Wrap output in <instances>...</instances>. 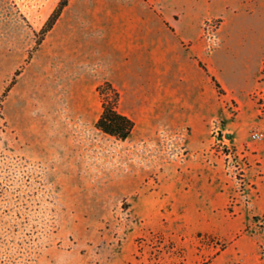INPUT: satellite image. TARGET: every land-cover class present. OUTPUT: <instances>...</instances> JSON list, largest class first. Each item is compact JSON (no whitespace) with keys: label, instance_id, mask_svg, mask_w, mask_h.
Masks as SVG:
<instances>
[{"label":"rangeland","instance_id":"1","mask_svg":"<svg viewBox=\"0 0 264 264\" xmlns=\"http://www.w3.org/2000/svg\"><path fill=\"white\" fill-rule=\"evenodd\" d=\"M124 1L70 0L42 33L59 0H0V264H264V210L252 223L264 143L250 140L264 130L253 97L264 0H236L216 35L221 19L204 21L205 60L195 31L179 39L152 15L136 18L138 47L123 53L106 10ZM105 77L136 122L128 140L92 114L80 134L72 125L82 84L100 114ZM70 137L89 142L91 166L75 175Z\"/></svg>","mask_w":264,"mask_h":264},{"label":"crops","instance_id":"2","mask_svg":"<svg viewBox=\"0 0 264 264\" xmlns=\"http://www.w3.org/2000/svg\"><path fill=\"white\" fill-rule=\"evenodd\" d=\"M218 2L219 4L217 5ZM135 4H139V6H135ZM195 7L197 9H195ZM99 8L100 7L97 6L94 9L98 10ZM201 8L204 9L202 10ZM236 8V0H125L124 2H120L118 5L110 7L106 10L107 14L111 17L110 26L108 29V33L111 35V39L109 40L123 53L129 54L138 47V43L131 39V32L135 26L136 18L141 17L143 19L145 15H152L155 18L157 17V19L163 22L165 25H170L173 33H176L177 35H175L178 36L179 39H192L184 37L182 33L195 31L197 35L192 40L198 42L200 58L201 60H205L208 59L204 53L205 45L212 41L217 31L222 29L223 26L227 24L228 16L231 13H235ZM209 18L221 19L214 37H212L210 40L203 37L201 38L200 36L203 30V23ZM156 45L159 46L160 44ZM190 55L192 56L191 52ZM150 57L153 60H157L155 57ZM263 62L264 60H261L259 63L258 73L255 75V81L259 75ZM198 67L201 68L199 65ZM210 73L217 79L219 78L215 69L214 71H211L210 69ZM105 80L111 81L113 85H115L120 90L119 85L109 77L95 81V87H97L100 82ZM254 84L255 82L252 84V86ZM75 93L76 97L79 99V103L77 105V110L73 112L72 125L80 131L78 132V134H80L82 131L81 129H83L82 127L85 119L92 114L93 120L96 121L99 115H93L95 114V97L85 86V84L79 86ZM260 123L261 125H264V121H261ZM131 135L125 140L131 138ZM136 139L137 138H135L134 141ZM49 144H51V142H49ZM66 145L67 147L65 150L67 151V155H65L66 157H64L63 160L70 164V167L72 168L71 170L73 171L72 175H75L77 171L86 170L91 166L89 156L87 155V149L89 145L87 140L73 139L70 137L66 141ZM199 153L202 155L203 149H201L200 152H197V154ZM125 157L128 159L129 153H126ZM263 165L264 163L262 162L259 166ZM201 184H203V181H201ZM82 186L83 185L79 183H74L68 186L62 185V187H65L62 190L79 191L80 187ZM262 210H264V170L263 174L257 173V175H255L253 174L252 167V223L254 222L253 214H261ZM262 219H264V217H262Z\"/></svg>","mask_w":264,"mask_h":264},{"label":"trees","instance_id":"3","mask_svg":"<svg viewBox=\"0 0 264 264\" xmlns=\"http://www.w3.org/2000/svg\"><path fill=\"white\" fill-rule=\"evenodd\" d=\"M69 1L70 0H59L45 25L41 28L42 33L48 31L53 26ZM198 65L210 76L211 81L216 88L219 89L220 82L217 78L210 74L206 66L199 60ZM17 73L18 72L16 71L15 74ZM96 90L101 97L102 107L101 112L95 121L96 128L117 140L127 139L132 134L136 123L131 116L119 109L121 91L109 80H105L99 84L96 87Z\"/></svg>","mask_w":264,"mask_h":264},{"label":"built area","instance_id":"4","mask_svg":"<svg viewBox=\"0 0 264 264\" xmlns=\"http://www.w3.org/2000/svg\"><path fill=\"white\" fill-rule=\"evenodd\" d=\"M211 23V22H210ZM262 82H264V64L262 66ZM253 97L255 98V102L257 104V110L258 113L260 115H264V86H261L259 88H257L254 92H253ZM250 140L253 143H256L258 141H261L264 143V130L261 129H255L251 132L250 134ZM245 152H254L256 151L255 147H251L250 143H247V146H244L242 148Z\"/></svg>","mask_w":264,"mask_h":264}]
</instances>
